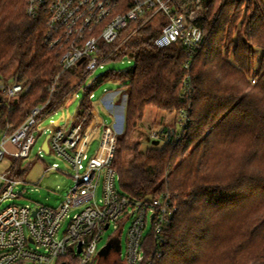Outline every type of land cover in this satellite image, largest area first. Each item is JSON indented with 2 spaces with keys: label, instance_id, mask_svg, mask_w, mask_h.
<instances>
[{
  "label": "trees",
  "instance_id": "16d2710c",
  "mask_svg": "<svg viewBox=\"0 0 264 264\" xmlns=\"http://www.w3.org/2000/svg\"><path fill=\"white\" fill-rule=\"evenodd\" d=\"M263 1L204 0L195 20L203 41L193 56L176 44L156 48L160 31L148 25L109 60L129 57L133 66L106 71L85 88L80 117L94 109L90 96L99 84L113 81L125 89L123 129L111 164L121 194L139 201L164 192L177 206L163 231L161 256L149 233L139 264H264ZM26 5L0 0V79L30 86L9 103L0 94V138L47 101L60 72V54L45 40V17L27 16ZM79 77L76 69L63 72L50 101L67 96ZM147 108L174 116L185 111L188 123L180 132L175 125L163 128L150 140L163 144L141 152L128 138ZM91 124L88 115L84 130ZM125 153L133 157L124 161ZM118 256L111 248L91 264H125ZM63 262L78 264L71 255L56 264Z\"/></svg>",
  "mask_w": 264,
  "mask_h": 264
},
{
  "label": "built area",
  "instance_id": "2783aa9c",
  "mask_svg": "<svg viewBox=\"0 0 264 264\" xmlns=\"http://www.w3.org/2000/svg\"><path fill=\"white\" fill-rule=\"evenodd\" d=\"M203 1L27 0V16L45 17V40L50 49L60 54V72L51 79L47 101L34 107L13 132L4 133L0 138V161L4 156L10 158L6 170L0 172V264H56L66 255L75 257L78 264H91L98 256L97 243L103 233L110 226L117 230L118 225L126 222L130 224L122 258L125 264L142 261V242L149 233L153 236L155 256H161L159 246L163 243V231L176 213L177 206L171 195L164 192L139 201L121 194L116 186L117 175L111 166L117 142L115 128L105 126L92 109L80 117L75 126L53 130L47 140L48 152L64 161L72 173L73 185L63 202L57 208L14 204L2 208L1 205L21 196L16 192L21 179L15 173L20 161L30 155L38 122L61 106L60 101H50L59 76L72 69L79 71L76 89L68 95L73 94L90 74L110 62L114 53L148 25L160 31L153 40L156 48L176 44L193 56L203 41V33L195 25ZM29 88L24 82L0 79V94L7 103L18 99ZM188 93L185 83L182 97H187ZM64 97L67 99L68 96ZM92 98L93 95L90 96ZM88 115H92L94 120L85 131ZM187 123V112L180 111L176 120L179 132ZM100 126L103 127L100 147L95 156L88 157L87 149ZM13 163H16L15 167ZM52 170H59L56 164L44 173ZM100 184L101 197L96 200ZM72 211L77 212L70 216ZM68 218L67 228L59 238L61 223ZM148 225L150 229L145 233ZM118 237L113 234L111 239Z\"/></svg>",
  "mask_w": 264,
  "mask_h": 264
},
{
  "label": "rangeland",
  "instance_id": "374dc122",
  "mask_svg": "<svg viewBox=\"0 0 264 264\" xmlns=\"http://www.w3.org/2000/svg\"><path fill=\"white\" fill-rule=\"evenodd\" d=\"M132 66L133 61L129 57L123 58L119 61H110L106 63L102 68H98L92 74H90L85 83L82 84L79 89H77L73 94L68 95L72 90L76 89L74 84L73 88L70 89L67 94V99L63 97L59 100V105H61L59 109L38 122L34 132L35 142L30 149V155L28 159L20 161L18 170L15 173V176L21 179V183L16 188V192H20L21 196L2 203V208L10 204L29 205L31 207L42 205L51 208H57L63 202L67 192L73 185V181L70 177L72 173L68 165L60 158L55 156L54 153H45L43 150H41L43 141L45 140L46 136H49L50 133L58 127L65 126L70 128L78 124L80 120V116H78L79 105L84 97L85 88L88 87L95 79H97L106 71H124ZM8 76L9 75H7V77ZM260 76L254 78V80L251 81L248 87L249 89L254 86L255 81L258 82ZM4 80L10 81V78ZM248 88L247 91L249 90ZM92 95V105L94 110L98 113L99 118L102 120L105 126H110L113 128V125L120 121L118 118L122 117V123L117 125L119 130H115V133L118 136L122 132L124 123V109L126 104L125 89L119 88L118 82L109 81L96 86ZM109 97L112 99V103L115 101V104L121 106V111H119V107H115L113 108V111H109V105L103 102L104 99L107 100ZM91 118L93 122L94 118L92 115ZM176 120L177 116H174L173 114H167L155 108H147L144 112L143 119L140 122L139 127L132 130L129 134L128 143L131 145L139 144V149L141 152H143L145 149L152 146V143L150 142L152 135L160 133L163 128H171L175 125V130L179 132V128L176 125ZM163 122L167 125L162 126L161 124ZM102 128L103 127L100 126V128L97 129L96 135L87 149L88 157L95 156L98 152L102 141ZM156 140L160 142V145L163 144V140ZM132 157V153H125L123 155V160L129 161ZM9 164L10 158L8 156H4L3 160L0 161V172L6 170ZM54 164L57 165L59 170H52L44 173L47 168ZM13 165L15 167L16 163H13ZM18 173L20 177H18ZM116 186L117 189H119L117 183ZM100 197L101 184L98 186L96 191V200L100 199ZM75 212L77 211L70 212V216ZM68 221L69 218L65 219V221L61 223V227L57 234L59 238L63 236V233L67 228ZM129 224L130 222H126L123 225L120 224L118 225L117 230H114L113 227L110 226V228L103 233L100 241L97 243L98 251L104 249L109 244L113 234H116L119 235L118 238L120 243V254L118 257L122 259L126 248V235ZM149 229L150 225L147 226L145 233H147Z\"/></svg>",
  "mask_w": 264,
  "mask_h": 264
},
{
  "label": "water",
  "instance_id": "95a60500",
  "mask_svg": "<svg viewBox=\"0 0 264 264\" xmlns=\"http://www.w3.org/2000/svg\"><path fill=\"white\" fill-rule=\"evenodd\" d=\"M81 61L78 62V64H80ZM49 136H46L45 140L43 141L41 148L45 153H48V146H47V140H48ZM152 145H158L159 141L155 140L151 142ZM35 214V211L33 212V215ZM107 228V225H105V229ZM113 248L114 251L119 255L120 254V243H119V239L113 238L109 241V244L102 249L101 251H99L98 255L101 256H105L107 254V251L109 249ZM80 246L78 247V252H80ZM61 264H65V263H61Z\"/></svg>",
  "mask_w": 264,
  "mask_h": 264
},
{
  "label": "crops",
  "instance_id": "0c3cea01",
  "mask_svg": "<svg viewBox=\"0 0 264 264\" xmlns=\"http://www.w3.org/2000/svg\"><path fill=\"white\" fill-rule=\"evenodd\" d=\"M112 99L109 97L107 100L106 99H104L103 100V102H105L107 105H109V107L110 108H108L109 109V111H113V108H115V107H119V111H121V106H119V105H117V104H115L116 102L114 101V103H112V101H111ZM125 110V109H124ZM93 112L99 117V115H98V113L93 109ZM113 114V113H112ZM120 116V115H119ZM118 120H120L117 124L115 123L114 125H113V127L115 128V130H119V127L117 126V125H120L121 123H122V117H119L118 118ZM165 123L163 122L161 125L162 126H166L167 124H165ZM122 129H123V127H122Z\"/></svg>",
  "mask_w": 264,
  "mask_h": 264
}]
</instances>
